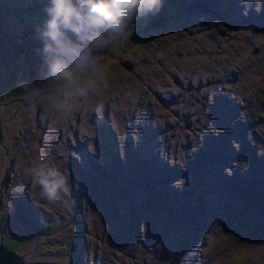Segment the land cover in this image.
<instances>
[{
    "label": "rangeland",
    "instance_id": "rangeland-1",
    "mask_svg": "<svg viewBox=\"0 0 264 264\" xmlns=\"http://www.w3.org/2000/svg\"><path fill=\"white\" fill-rule=\"evenodd\" d=\"M176 1L170 3L171 0H159L153 8H143L146 17L142 16V13L138 20L134 12L131 19L124 17L119 25H94L88 19V0H65L66 6H71L75 12L80 13L83 21L73 14L71 27L61 24L62 35L59 37L60 43L57 44L51 37L44 35L47 31V21L51 20L53 15L48 9L55 7L54 0H0V135L4 142L0 143V175L5 171L2 158L7 157L5 152H10L9 176L4 190L3 209L0 210V234L10 242L14 251L19 254L27 253V260L33 259L29 252L33 250V243H36V248L40 250L38 255L43 257V260L51 256L54 259L55 253L59 252L65 253L70 259L69 253L66 252L69 246L77 259L82 252V264H94V261L95 264H101L100 257L104 258V264H145L144 260H147L146 263L154 262L151 255H155L156 251V261H160L166 254L168 242H179L174 225L178 230L184 229V219L188 213L182 206L162 210V204L159 202V211L154 215L147 213L145 216L147 204L150 203L146 195L147 199H141L139 202L142 208L139 209V220L144 221L139 222L133 214L131 217L118 215V200L124 197V204L129 212L134 211V204L129 199V191L124 188L123 183L121 184V171H125L126 163H119L118 157H115L116 153L121 151L124 143L128 145L129 140L134 143L144 141V138L137 134L140 130L150 127L153 134H158L160 129L172 124L176 117H181L183 133L188 134L190 131L181 115L184 108L179 107L181 102L175 97L176 90L180 89V85H185L187 88L183 89L184 101L190 100V94H195V78L202 75H199L197 69L203 73L211 58L225 60L226 55L216 44L221 43L225 49L224 41L228 43L226 40L240 45L247 56L251 55L246 61L256 69L260 56L253 53L255 46L250 42L260 40L264 34L225 28L221 11L224 8L222 2L226 0ZM164 2L166 3L163 4ZM203 5H206L207 9L211 7L210 11L201 9ZM178 6L183 7L184 11L176 12ZM197 9L200 14L196 13ZM245 11L248 15L254 10L244 8L243 12ZM159 14L168 16L167 22L183 15L184 19L190 20L191 24L196 26L191 33H185V29L180 28V33L169 34L166 29L159 34V39L155 40L158 31L148 27L145 31L141 29L145 22L158 19ZM21 16L27 20H20ZM186 20L181 19L180 24L186 25ZM173 24L176 25L177 22ZM213 25L216 27L213 28ZM203 26L206 28L201 29ZM206 31L208 32L205 35ZM247 34H252L250 41L244 39ZM46 45H51V48L46 50ZM214 50L217 52H213ZM239 59L237 55L231 56L218 68L223 73H229L230 66ZM56 62L73 73L76 78L75 86H69L59 73L52 71ZM154 72L155 76L152 75ZM238 72L242 73L241 80H245L243 75H247V72L243 65L232 71L235 74ZM207 75L210 76L209 71ZM163 79L166 80V85H162ZM259 81L264 87V76H261ZM148 84L167 99L166 104L155 101L156 105L159 102L162 107L145 111L140 117L132 118V113L141 112L136 108L139 104L137 102L133 105V111H129L127 106L121 112L122 115L108 122L103 107L97 105L94 100L93 104L82 108V119L85 116L86 119L79 120L76 105L84 100L88 103L93 97L85 93L86 85L93 90L102 86L122 92L130 89L134 97L130 99L133 104V101L139 100L140 97L144 98L143 92L150 93ZM225 86L229 89L228 85ZM254 87L256 88L257 84H254ZM242 96L238 93L232 98L234 104L238 105L237 118L252 123V114L248 112ZM182 105H185V102ZM214 111L212 107V114ZM57 115L62 118L54 127ZM109 116L112 117L111 112ZM80 122L88 123L85 130L87 132L83 131L84 135H89L87 141L78 138ZM71 124L73 127L69 126ZM212 132L215 133L213 130ZM250 132L249 129L244 131L243 136L250 139L251 144L254 145L252 137H262L264 140V133ZM66 135L69 138L64 139ZM61 142L64 144L56 146L54 151L53 147ZM231 142L238 148L237 142L232 139ZM180 145L184 157L191 153L193 146L182 136ZM160 152L166 158L162 146ZM257 152L262 153L258 149ZM39 160L43 164H40ZM168 161L182 163L181 159ZM41 166L56 170L67 179L66 186L59 191L60 198L57 201L49 202L41 195L42 188H35L36 182L31 172ZM237 166L239 168L238 164ZM222 170L227 174L231 172L229 167L224 165ZM200 173L205 177L204 170ZM28 181L34 187L31 188ZM137 183L141 185L140 181L135 185ZM161 198L169 203L167 196ZM21 200L30 201L35 206L27 208L29 225H24L14 217V206H21ZM86 205L90 207L87 208ZM251 214L256 215L254 212ZM149 215L153 220L150 218L146 225L145 219L147 216L149 218ZM260 216L264 218L261 212ZM224 220L229 224V217ZM150 225L153 238L148 234ZM227 227H223L224 230L244 233L247 240L237 249L229 244L224 251L209 255L207 262L215 260L216 264H232L237 258L249 257L250 262L264 264V243L259 244V233L250 234L238 224ZM192 230L187 229L185 235ZM161 237L165 240L161 241ZM45 240L55 242L50 243L53 246V249H50L51 255L44 252L47 249L43 245ZM132 240L137 242V250L131 249L129 242ZM185 240L192 241L186 237ZM170 256L176 259L174 264H198L201 261V258L194 257L191 248H182L180 254L173 253Z\"/></svg>",
    "mask_w": 264,
    "mask_h": 264
},
{
    "label": "bare ground",
    "instance_id": "bare-ground-1",
    "mask_svg": "<svg viewBox=\"0 0 264 264\" xmlns=\"http://www.w3.org/2000/svg\"><path fill=\"white\" fill-rule=\"evenodd\" d=\"M14 1L19 2L20 0ZM184 1L187 2V0ZM222 3L224 4V8L221 12H223L225 28L251 31L252 34L255 32L257 34H264V0H226ZM200 8L204 11H208L211 7L207 9V6L203 5ZM244 8L254 11H251L250 14L247 15L246 11L243 12ZM220 10L222 9L220 8ZM181 11H184L183 7L178 6L176 12L179 13ZM193 11L195 12V10ZM145 13H143L142 16L146 17ZM196 13L200 14L198 9ZM22 18L21 16L20 20ZM181 19L186 20L182 15L174 18L172 20L173 22H166V26L164 24V26L151 28V30L159 32L155 40L159 39V34L166 29L169 31V34L180 33L178 31L180 28L185 29V33H191L193 27L196 25L191 24V21L187 19L186 25L183 26L180 24ZM153 20L154 19L145 22L141 31H145ZM175 22H177L176 25L173 24ZM217 26H219V24H217ZM215 27L216 25H213V28ZM203 28H206V26H203L201 29ZM19 30L20 26L18 31ZM208 31L205 32V35ZM252 34L245 35L244 39L250 41ZM151 37L152 35L149 36V38ZM259 39L260 40H252L250 42L255 46L254 49H252L253 53L256 55L259 54L260 56V62H258V67L256 69L252 67V64L246 61L251 55L247 56L246 53L242 51L243 49L240 48V45H236L225 39L226 42H228L226 44L224 41L225 49L222 47L221 43L216 44L218 47L222 48L220 51L226 55L225 60L222 58H211V61L206 65L203 73L196 68L199 75H202L195 78L196 86H193L195 94H190V100L184 101L185 95L183 89L187 88L184 87L185 85H180V89L176 90L175 97L181 102L179 107L180 109L184 108L181 115L190 131L188 134L185 135L183 133L184 126L180 123L181 117H176L172 124L167 125L165 129H160L158 134H153L152 128L150 127L140 130L137 134H139L142 139L144 138V141L140 140L134 143V141L129 140V144L127 145L124 143L121 151L116 153L115 157H118V162L126 163L125 171L120 170L122 178L121 184L123 183L124 188L129 191V199L134 204L133 213L132 211L129 212L127 206L124 204V197L118 200L116 203L118 215L131 217L133 214L139 222L144 221L141 219L139 220V209H142L139 206V202L141 199H147L146 195L150 199V203L148 202L147 204L149 210L146 208L144 213L145 216L147 213L154 215L156 211H159L157 210L159 202L162 204V210L167 207L177 208L182 206L186 212H188L184 219V229L178 230L176 225H174V229L178 234L176 238L179 242H168L165 248L166 254L160 261H156L158 257V251H156L155 255H151L154 262L146 263L147 260H144L145 264H174L176 259H173L170 255L173 253L180 254L182 248L185 250L191 248L192 254L195 255L194 257L196 259L201 258L198 264H216L215 260L207 262L209 255L213 256L215 252L224 251L228 248L229 244L237 249L247 240V236L244 233L240 234L238 232L224 230L228 225L238 224L250 234L259 233L261 236L259 244L262 245L264 243V218L260 216V212L264 215V140L262 137H252L251 140L254 142L253 145L250 143V139L248 140L246 136H243L244 131H248V129L251 132L257 131L261 134L264 133V87L261 86V82L259 81L260 77L264 76V37ZM213 52H217V50ZM234 55H237L240 59L230 66V70H228L229 73H223L218 67L229 57ZM242 65L247 72V75H243L245 80H241V72L236 74L232 73L233 70H238ZM207 71L210 73L209 77ZM155 74V72L152 73L153 76H155ZM163 80L164 82L162 81V85H166V80ZM169 84H171V82ZM254 84H257L256 88ZM225 85H228L229 89H226ZM262 85H264V83H262ZM85 87V93L93 97L88 103L87 100H84L76 105L79 111V120L83 117L82 108L93 104L94 100L97 101V105L99 104L103 107L108 122L122 115L121 112L127 106L129 111H133V105L137 102H139V104L136 105V108L141 112L138 111L139 113L137 114L132 113V118H135V116L140 117L145 111H151L158 109L157 107H162L161 103L158 102V105H156L155 101H161L166 104L167 100L157 89L154 90L152 86H150V93L143 92L144 98L140 97L139 100L133 101L135 102L133 104L130 99L134 97L130 89H126L125 92H122L105 86L97 90L91 89L88 85ZM202 87L203 89H201ZM238 93L243 95L242 97L246 102L247 110L252 114V123L244 121L243 118H237L236 113L238 105L234 104L232 98ZM183 102H185V105H182ZM170 106H172V104L169 105V107ZM212 107L213 111L215 110L213 114ZM66 110L67 109H65V111ZM70 112H73V110H70ZM110 112L112 113V117L109 116ZM61 118L62 116L57 115L53 124L54 127L61 121ZM85 119L86 116L81 121ZM69 126L73 127L72 124ZM87 126L88 123L80 122L78 124V128L80 127V136H78V138L80 140H88V133L87 136L83 134ZM154 129L155 128H153V130ZM212 130L215 131V133H213ZM180 136L185 138L189 142V145L193 146L192 150L190 149L191 153L185 157L180 151L182 149L180 145ZM66 138L69 137L66 135L64 139ZM231 139L238 143V148L233 146ZM2 142L0 135V143L2 144ZM63 144L64 142L55 145L53 147L54 151H56V146ZM161 146L166 153V158L161 155ZM257 149L262 153L259 154ZM5 154L7 157L2 158L3 162H5L3 165L5 171L0 175L1 211L3 209V196L4 190L7 187V177L9 176L10 166V152H5ZM168 159L172 161L181 159L182 163H170ZM245 161L248 163H245ZM38 162L43 164L41 160ZM222 165L229 167L231 172L228 174L224 172L222 170ZM201 170L205 171V177L200 173ZM4 174L5 178L3 180ZM137 181H140L141 185L138 183L135 185ZM28 185L31 188L34 187L29 181ZM40 187L41 186L36 183L35 188L38 189ZM164 196H167V201L169 203L161 198ZM28 207L35 206L30 201L26 200L23 201L21 206L19 204L14 206L16 210V215L14 217L24 225H29L28 218L30 216L26 213L28 212ZM86 207L89 208L90 206L86 205ZM130 209H132V207H130ZM251 212L256 213V215H252ZM226 217H229V224H227V220H224ZM150 218L151 216L149 218L147 216V219H145L146 225ZM1 225L2 221H0V226ZM151 226L152 225L149 226L148 234L153 237ZM187 229L193 230L185 235ZM185 237L192 239V241L187 242ZM163 240L165 239L161 237V241ZM8 243L9 242L5 239V244ZM50 243L55 242L45 240L43 243V245L47 247V251L44 250L47 255H51L50 249H53ZM129 243L131 249L137 250L136 241L132 240ZM35 244L36 243H33L32 249L34 254L38 255L40 250L36 248ZM61 247L63 248V246ZM163 247H165V245H163ZM66 252L69 253L70 259L68 255L62 252L55 253L54 259L51 258L52 256L48 259L63 264H82L80 258L82 252L79 254L78 259L69 246L66 248ZM59 254L62 255V257ZM249 260V257L237 258L232 264H255L254 261L250 262ZM99 261L101 264L105 262L102 257H100ZM185 263L186 262H183L182 264Z\"/></svg>",
    "mask_w": 264,
    "mask_h": 264
},
{
    "label": "clouds",
    "instance_id": "clouds-1",
    "mask_svg": "<svg viewBox=\"0 0 264 264\" xmlns=\"http://www.w3.org/2000/svg\"><path fill=\"white\" fill-rule=\"evenodd\" d=\"M88 3L90 5L88 19L92 24L119 25L124 17L131 19L132 14L137 9H151L159 3V0H88ZM54 4V8L48 9L53 15L52 19L47 21V31L44 35L51 37L53 41L59 44V37L62 35L60 25L71 27L73 14L76 15L78 20L83 21V18L71 6H66L65 0H54ZM76 30L79 31L78 28ZM50 48L51 45L45 46L46 50ZM52 71L59 73L69 86L76 85V78L73 73L62 68L59 62L53 64ZM31 175L34 177L35 182L41 186V195L49 202L57 201L60 198L59 191L67 184L66 177H63L56 170L44 166L34 169Z\"/></svg>",
    "mask_w": 264,
    "mask_h": 264
},
{
    "label": "water",
    "instance_id": "water-1",
    "mask_svg": "<svg viewBox=\"0 0 264 264\" xmlns=\"http://www.w3.org/2000/svg\"><path fill=\"white\" fill-rule=\"evenodd\" d=\"M25 20L27 19H22V21ZM5 174L3 176V180L5 178ZM29 253L33 258L32 260H27V256H29L27 253L25 254L21 252V254H19L18 252L14 251L10 242L5 244V238L0 234V264H63L51 261L48 258L43 260V257L40 258V255H35L33 250H31Z\"/></svg>",
    "mask_w": 264,
    "mask_h": 264
},
{
    "label": "trees",
    "instance_id": "trees-1",
    "mask_svg": "<svg viewBox=\"0 0 264 264\" xmlns=\"http://www.w3.org/2000/svg\"><path fill=\"white\" fill-rule=\"evenodd\" d=\"M177 2L176 0H171L170 3H175ZM166 2H164L163 4H165ZM137 14V20L139 19L140 15L143 13L142 8L137 9L136 11ZM169 19L168 16H166L165 14H159L158 15V19H155L153 21L150 22L151 25H148V28H157L160 26H164V24L167 22V20ZM127 24V23H126Z\"/></svg>",
    "mask_w": 264,
    "mask_h": 264
}]
</instances>
